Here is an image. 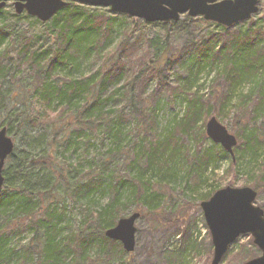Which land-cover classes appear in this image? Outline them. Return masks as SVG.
<instances>
[{
    "label": "trees",
    "instance_id": "16d2710c",
    "mask_svg": "<svg viewBox=\"0 0 264 264\" xmlns=\"http://www.w3.org/2000/svg\"><path fill=\"white\" fill-rule=\"evenodd\" d=\"M118 19L115 15L100 14L91 5L71 1L50 19L54 28L58 29V42L46 50H30L26 43L23 45V33L12 36L7 23L0 25V74L4 71L5 54L14 46L24 48V61L29 64L31 73L28 79L31 88L35 86L34 97L47 103L57 101L59 106L64 105L67 110L66 116L61 115V123H53L54 127L62 128L60 133L53 132V127L37 131L28 126L26 117L29 111L28 98L32 94L19 100L11 94L14 86L6 85L0 78V115L3 119L0 127L6 126L9 133L15 127L12 137L14 140L20 138L19 146H15L14 152L6 160L9 165L3 170L6 179L0 191V264H100L101 260L93 257L97 248L106 251L107 263L119 259L126 249L119 240L106 236L105 231L123 216V210L132 200L144 197L143 201L147 203V200L159 196L157 191L149 190L153 175H159L161 180L166 176L177 177L184 163L182 158L191 156L186 152L181 138L176 137L175 130L180 129L189 134L199 121L205 122L217 108L223 110L239 85L248 80L252 81L253 87L243 96L242 102L251 98L253 105L249 114L243 111L247 114V117L243 115L247 121L238 134L239 142L244 146L242 157L235 158L222 145L214 143L199 156H192L195 161L191 160L187 171L188 180L195 173L200 177V183L208 181L205 172L217 164L221 157L230 154V164L237 167L240 166V160L258 156L264 147V136L254 128L249 129L252 118L258 117L264 108V25L259 24L246 31L236 30L228 38L230 28L220 24L222 33L216 35L213 42L208 39L202 43L192 57L189 73L195 63L206 59L217 68L215 79L223 77L228 88L223 95L218 93L219 89H215L210 99L195 92L188 99L186 113L175 121V126L159 131L158 114L152 113L147 118L141 107L137 109L134 98L136 95L142 96L152 78L161 80L159 87L181 92L190 90L189 80L182 85L179 82L168 84V79L160 73V64L147 58L141 65L140 59L144 58L124 54L131 46L127 40L122 46L123 54L118 57V50L110 54L107 48H102L122 26ZM222 39L223 44L218 47L217 42ZM93 54L103 59L105 64L90 73L79 72L85 59L91 58ZM126 56L132 61H123ZM136 61L141 67L137 74L132 75L131 67ZM147 61L149 65L146 69ZM190 82H193V77ZM122 97L125 104L129 103L133 113H140L148 119V127L142 128L154 134L147 145L148 152L143 154L146 161L143 157L135 156L130 161L133 163L130 173L125 177L110 168L111 161L107 157L99 158L97 166L86 173L79 170L78 160L74 162L67 159L64 153L59 152V148L71 150L86 131L92 132L104 126L107 132L114 134L120 150L125 129L122 124L128 115L122 110L113 109L118 105L117 99ZM138 104L143 106L142 102ZM203 133L206 138L204 130ZM163 164H166V168L162 167ZM251 167L246 172L248 178L260 172L258 174H262L263 181L264 163L258 162V166L253 163ZM149 169L153 171L150 177L145 173ZM98 190L108 192L107 204L102 205L99 211H89L78 230H69L64 234L67 229L62 226L64 211L59 206L61 198L67 195L75 199L84 198ZM212 192L209 191L202 200L207 199ZM23 231L32 233L30 242L24 245L21 252L10 248L13 234Z\"/></svg>",
    "mask_w": 264,
    "mask_h": 264
},
{
    "label": "rangeland",
    "instance_id": "374dc122",
    "mask_svg": "<svg viewBox=\"0 0 264 264\" xmlns=\"http://www.w3.org/2000/svg\"><path fill=\"white\" fill-rule=\"evenodd\" d=\"M91 6L100 14L115 15L122 25L102 46V48H107V52L109 51L112 54L115 50H118L116 52L118 57L123 52L122 46L127 40V43H130L131 46L126 49L124 54L137 56L138 59L144 58V60L140 59L141 65L145 63L144 61L147 58L151 62L155 61L154 63L160 64L162 68L160 73L168 79V84L175 85L179 82L182 85L189 80L190 90L181 92L172 88L159 87L158 84L161 80L152 78L142 96L136 95L134 98V101L137 102V109L141 107L142 112L148 115L147 118L152 113L158 114L159 131H165V128L172 129L175 126V121L182 118L186 113L188 99L193 97L195 92L204 95L205 99H210L215 89H219L218 93L223 95L228 88L227 81L223 77L215 79L217 68L206 59L195 63L194 68L189 73L192 57L199 51L202 43L208 39L213 42L214 37L222 33L221 26L216 21H209L202 15L192 16L188 13H182L177 21L157 20L152 22L125 13H115L111 11L110 7ZM3 8L0 13V25L3 22L7 23L12 36L23 33L25 36L22 39L23 45L26 43L30 50H46L58 42V31H56L58 29L54 28L50 20L44 22L27 11L18 13L14 0L8 1ZM260 8L252 18L235 23L230 27L229 32L231 33L227 37L229 38L236 30L246 31L251 27H256V25H264V0H261ZM217 44L218 47H221L223 39L219 40ZM24 56V48L17 46L11 48L9 53L5 54V67L0 74V78L6 85L11 84L14 86L11 94L14 97L16 96L15 98L22 100L32 94L28 98L29 111L26 116L28 126L37 131L53 127V132L60 133L62 128L59 126L54 127L53 123H61L63 121L61 115L66 116L67 110L64 105L59 106L57 101L47 103V101L34 97L35 86L31 88L32 84L28 79L31 76L30 66L24 61ZM125 60L127 62L132 61L127 56L123 61ZM103 64H105L104 60L93 54L91 58L85 59L79 72L90 73ZM135 64H137V67ZM135 64L131 67L132 75L137 74V70L141 67L138 61ZM148 65L149 62L145 67L146 69ZM192 77L193 82L191 83L190 79ZM252 87V81L250 80L240 84L237 91L232 94L231 99L223 107V110L217 108L216 112L205 119V122L203 120L199 121L189 134L183 133L180 129L175 130L176 137L181 138V142L185 144L186 152L191 156L182 158L184 163L181 165L182 169L177 177L166 176L161 180L159 175H153L149 190L157 191L159 193L158 197L147 200V203L143 201L144 197L134 199L123 210V216L132 214V211L142 212V215L135 222L137 237L134 251L131 253L123 251L119 259L107 263L106 251L97 248L93 257L101 260L100 264H211L214 256V243L204 217V209L201 206L202 197L208 194L209 191L213 190L212 195L219 188L230 184L238 187L253 186L257 190L255 203L264 209L263 176L258 174L260 172H255L254 177L252 176L249 179L246 173L248 168H252L253 163L254 166H258V162L264 163V147L259 151L258 156L240 160V166H237L238 169L230 164L228 156L231 153L228 156L221 157L217 164L212 165L205 172L204 176L209 177L208 181L200 183L198 181L200 177L195 173L190 175V180L187 177L189 166L192 161H195L192 156H199L205 152L207 147L215 143L206 132L207 120L211 116H217L218 120L236 135L239 142L238 134L241 133V128L244 122L247 121L243 117L245 114L243 111L249 114L252 109L251 105H253V99L251 98H248L246 102H242L243 96H246L252 90ZM123 97L117 99L118 105L113 109L116 111L122 110L128 115L122 124L125 129L123 138L120 140V150H118L114 134L107 132L104 126L92 132L86 131L85 135L70 148L71 150H66L64 147L59 148V152L64 153L67 159L74 162L78 160L76 163L79 165V170H84L86 173L93 166H97L99 158L107 157L111 161L110 168L115 173L120 174L121 177H125L130 173V166L133 164L130 161L135 156L141 158L146 153L147 148H149L148 143L154 138L153 132L142 128L143 126L148 127V119H145L140 113H133L129 103L125 104L123 102ZM138 102H142L143 106ZM154 108L156 109L155 112ZM2 120L0 115V122ZM140 124L142 125L140 126ZM140 127L142 130L139 131ZM252 128L264 136V108L261 109L258 117L252 118L249 129ZM13 129L14 131L10 134L14 137L16 129L15 127ZM101 130H104V132ZM203 130L207 134L206 138ZM142 135L145 140L141 137ZM19 139V137L15 139L17 146L20 144ZM143 146H146L145 149H143ZM243 148L241 142L234 147L235 158L242 157ZM145 158L143 157L144 162L146 161ZM93 162H95L94 165ZM5 163L6 168L9 163L7 161ZM165 166L166 164H163L162 167L166 168ZM145 173L150 177L153 171L149 169ZM108 199V192L101 190L95 191L84 198L77 197L75 199L68 195L62 197L59 206L64 211L62 226L67 229L64 234L69 230H78L88 216L89 211H99L102 205L107 204ZM32 236L31 232L26 231L14 233L10 248L19 252L23 251L22 248L30 242ZM262 253L263 251L255 242L253 235L243 233L228 247L220 264H245L246 261L256 258Z\"/></svg>",
    "mask_w": 264,
    "mask_h": 264
},
{
    "label": "water",
    "instance_id": "95a60500",
    "mask_svg": "<svg viewBox=\"0 0 264 264\" xmlns=\"http://www.w3.org/2000/svg\"><path fill=\"white\" fill-rule=\"evenodd\" d=\"M10 0H0V11ZM70 1L98 7H110L116 13H126L147 21L178 20L182 13L192 16L203 15L228 27L251 18L260 10V0H14L19 13L26 9L44 22L53 18ZM206 132L215 142H219L234 155L237 137L217 116L207 120ZM16 142L6 126L0 127V191L4 188L5 161L14 152ZM257 190L252 186H232L219 188L209 199L201 202L204 217L212 234L214 256L211 264H220L228 247L243 233H251L263 253L245 264H264V209L255 203ZM141 212L133 211L122 216L116 225L105 231L106 236L122 242L126 251L136 247V220Z\"/></svg>",
    "mask_w": 264,
    "mask_h": 264
}]
</instances>
